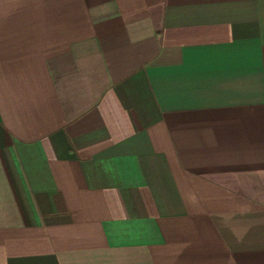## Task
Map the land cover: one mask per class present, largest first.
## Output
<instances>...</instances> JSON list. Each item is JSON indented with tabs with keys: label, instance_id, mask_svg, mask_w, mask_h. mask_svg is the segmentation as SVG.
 <instances>
[{
	"label": "crops",
	"instance_id": "0c3cea01",
	"mask_svg": "<svg viewBox=\"0 0 264 264\" xmlns=\"http://www.w3.org/2000/svg\"><path fill=\"white\" fill-rule=\"evenodd\" d=\"M0 264H264V0H0Z\"/></svg>",
	"mask_w": 264,
	"mask_h": 264
}]
</instances>
